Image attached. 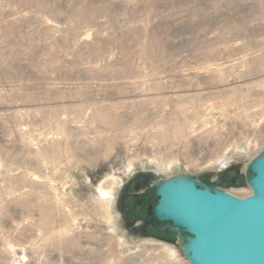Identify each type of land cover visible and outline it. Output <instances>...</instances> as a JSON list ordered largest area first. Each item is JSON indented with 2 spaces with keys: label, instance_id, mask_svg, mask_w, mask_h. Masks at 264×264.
Listing matches in <instances>:
<instances>
[{
  "label": "rangeland",
  "instance_id": "rangeland-1",
  "mask_svg": "<svg viewBox=\"0 0 264 264\" xmlns=\"http://www.w3.org/2000/svg\"><path fill=\"white\" fill-rule=\"evenodd\" d=\"M263 59L264 0H0V264H189L129 233L119 189L239 164L249 195Z\"/></svg>",
  "mask_w": 264,
  "mask_h": 264
},
{
  "label": "water",
  "instance_id": "water-1",
  "mask_svg": "<svg viewBox=\"0 0 264 264\" xmlns=\"http://www.w3.org/2000/svg\"><path fill=\"white\" fill-rule=\"evenodd\" d=\"M233 165L243 174L239 164ZM231 166L218 172L179 173L152 185L158 199L143 219L144 225L152 220L151 215L159 221H170L169 228L177 234L178 243L153 237L178 245L189 264H264V149L244 173L249 195L240 197L217 186ZM148 173L157 178L154 171ZM202 177L216 180L207 183ZM124 191L117 200L122 223L133 236L146 238L130 229Z\"/></svg>",
  "mask_w": 264,
  "mask_h": 264
},
{
  "label": "flooded vegetation",
  "instance_id": "flooded-vegetation-1",
  "mask_svg": "<svg viewBox=\"0 0 264 264\" xmlns=\"http://www.w3.org/2000/svg\"><path fill=\"white\" fill-rule=\"evenodd\" d=\"M231 168L232 170L222 174L220 183L217 186L226 189L232 185L241 184L243 177L242 174L237 173V165H232ZM149 171L145 169L132 172L120 187L117 200L121 190L125 189L124 210L131 222L130 229L134 233L147 239L159 241L154 238L159 237L166 240H175L178 243L177 234L169 228V225H171L170 221H159L151 215L152 220L144 225L143 219L147 217L151 207L154 209L158 199L156 191L152 188L157 179L153 178L152 174L148 173ZM202 180L206 182L208 178L202 177ZM174 246L179 247L178 245Z\"/></svg>",
  "mask_w": 264,
  "mask_h": 264
},
{
  "label": "bare ground",
  "instance_id": "bare-ground-1",
  "mask_svg": "<svg viewBox=\"0 0 264 264\" xmlns=\"http://www.w3.org/2000/svg\"><path fill=\"white\" fill-rule=\"evenodd\" d=\"M211 56V55H210ZM209 56V57H210ZM207 57V56H206ZM207 59H208V57H207ZM209 59H212V58H209ZM208 59V60H209ZM255 65H257V64H255ZM205 67V66H204ZM260 67V68H259ZM261 68H264V59L263 60H261V62H260V64H259V66H256L255 68H253V69H251V68H249L250 70H248V73L250 74L251 72H253V71H259ZM214 80H216L215 79V77H214V79L212 80V81H214ZM217 81V80H216ZM219 83V82H218ZM183 86V85H182ZM234 92V91H233ZM218 94H221V96L222 95H224L225 96V94H224V92H223V94L220 92V93H218ZM238 94V93H237ZM200 95V94H199ZM219 95H217V97H218ZM238 96V95H237ZM204 97L205 96H199V97H197V99L198 100H200V102H202L201 100H203L204 99ZM239 97V96H238ZM244 98H245V96H243ZM183 98V97H182ZM189 98V97H188ZM190 98H192V97H190ZM224 98V97H223ZM194 99V98H193ZM182 101H184V98L183 99H181ZM195 101H196V99H194ZM225 100V99H224ZM235 100H237V98H235ZM181 101V102H182ZM189 101V100H188ZM191 101V100H190ZM227 101V100H226ZM233 101V100H232ZM232 101H230V102H232ZM194 102V101H193ZM194 103H196V102H194ZM229 103V102H228ZM235 103V102H234ZM231 104V103H230ZM239 104H240V102H239ZM246 104V103H245ZM116 107V106H115ZM97 110H98V112L97 113H100V115H99V120L98 121H102V122H104V123H110V121H111V128H113V129H115V131L116 132H118L119 134L123 131H125V129L123 128V127H121L119 124H118V121H116L117 119H118V114H116L117 112H116V110L115 109H113L111 106H103V107H97ZM95 112V111H94ZM98 115V114H97ZM98 117V116H97ZM96 117V118H97ZM96 120V119H95ZM98 123V122H97ZM138 123V122H137ZM136 123V124H137ZM134 125H135V123H134ZM105 134L106 133V130L104 129V130H101L100 131V134ZM104 136V135H103ZM104 138H105V136H104ZM107 139V138H106ZM104 141V140H103ZM102 141V142H103ZM107 141V140H106ZM104 147V146H103ZM97 150V149H96ZM224 163L225 162H222L221 163V165L223 166L224 165ZM130 170V169H129Z\"/></svg>",
  "mask_w": 264,
  "mask_h": 264
}]
</instances>
